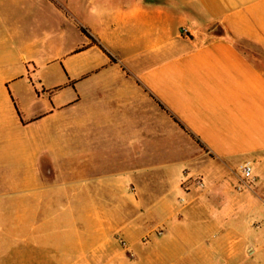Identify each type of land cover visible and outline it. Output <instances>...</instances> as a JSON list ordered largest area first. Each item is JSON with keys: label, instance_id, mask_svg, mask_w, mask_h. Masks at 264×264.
<instances>
[{"label": "crops", "instance_id": "crops-1", "mask_svg": "<svg viewBox=\"0 0 264 264\" xmlns=\"http://www.w3.org/2000/svg\"><path fill=\"white\" fill-rule=\"evenodd\" d=\"M65 1L82 18V45L63 60L75 100L54 104L65 87H53L50 104L42 97L23 114L8 90L15 80L0 77V122L9 126L0 129V168L8 169L0 224L28 227L32 241L63 227V239L98 249L117 234L142 247L161 227L148 264H264V0ZM82 102L85 112L71 115ZM43 132L50 139L41 148ZM71 135L93 140L70 145ZM106 147L113 164L100 160ZM245 162L256 182L237 192ZM133 184L140 221L132 207L117 209Z\"/></svg>", "mask_w": 264, "mask_h": 264}, {"label": "rangeland", "instance_id": "rangeland-1", "mask_svg": "<svg viewBox=\"0 0 264 264\" xmlns=\"http://www.w3.org/2000/svg\"><path fill=\"white\" fill-rule=\"evenodd\" d=\"M70 3L65 0H0V77L15 80L8 86V90L16 98L18 108L23 114L36 112L40 108L37 103L42 97L50 104V88L65 87L53 100L54 104L56 101L75 100L79 93L78 86L69 84L63 63V60L68 59V54L78 49L83 41L82 18L78 15L77 8ZM238 46L247 52H258L255 47L246 43L239 42ZM71 63L73 67L70 76H77L78 56L73 57ZM3 91L7 94L6 89ZM82 99L84 101V98ZM88 106L82 102L69 113L81 115ZM2 120L0 129L4 133L9 126L8 120ZM170 120L167 114V133L170 131ZM43 133L37 137L38 146L41 148L45 147L50 139V136L47 137L45 132ZM184 135L183 132L182 145L186 146ZM65 140L66 137L56 134L53 136L54 143L59 146L65 143ZM92 140L93 137L90 136L71 135L68 141L70 145H88ZM30 144L26 146L29 147ZM100 157L103 163L116 162L114 153L108 147L102 148ZM166 160L167 158L164 161ZM164 161L160 156V162ZM180 163H175L171 169L181 168ZM7 170V166H2L0 176L6 174ZM111 179L116 181L121 177L114 175ZM77 186L70 185V188ZM124 189L128 197L117 201V209L125 211L126 208L132 207L134 220L140 221L143 207L139 190L134 184L125 185ZM4 192L6 191L0 188V194ZM157 224L158 221H153L150 225L155 228ZM0 228V264H148L152 252L159 249V245L152 241V234L158 236V231L162 230L157 227L152 233L144 234L141 239L142 247L132 249L126 245L128 249H125L121 244L125 240L117 234L114 240L108 241L103 248L98 249L91 246L93 241H87L85 247H77V240L63 239V227H54V239L38 241L29 239L28 227H22L21 232H14L11 227L1 223ZM19 236L27 238L19 239ZM94 252L96 258H92ZM131 252L133 257L129 254ZM83 256V260L79 262L68 263V260L77 261Z\"/></svg>", "mask_w": 264, "mask_h": 264}, {"label": "built area", "instance_id": "built-area-1", "mask_svg": "<svg viewBox=\"0 0 264 264\" xmlns=\"http://www.w3.org/2000/svg\"><path fill=\"white\" fill-rule=\"evenodd\" d=\"M182 34L183 35H189L188 30L182 29ZM256 182V178L252 173V167L249 162H245L239 171V183L236 186V191L237 192H243V191H250L252 187L254 186ZM195 185L198 187H202V181L200 179L195 180ZM163 234V231H158V236H161ZM121 244L126 248V243L124 241L121 242ZM131 257H133V253H129Z\"/></svg>", "mask_w": 264, "mask_h": 264}, {"label": "trees", "instance_id": "trees-1", "mask_svg": "<svg viewBox=\"0 0 264 264\" xmlns=\"http://www.w3.org/2000/svg\"><path fill=\"white\" fill-rule=\"evenodd\" d=\"M181 127L184 129V127L181 125Z\"/></svg>", "mask_w": 264, "mask_h": 264}]
</instances>
